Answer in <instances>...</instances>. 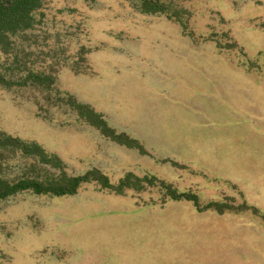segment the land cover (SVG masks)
Wrapping results in <instances>:
<instances>
[{
	"label": "rangeland",
	"instance_id": "rangeland-1",
	"mask_svg": "<svg viewBox=\"0 0 264 264\" xmlns=\"http://www.w3.org/2000/svg\"><path fill=\"white\" fill-rule=\"evenodd\" d=\"M165 1L186 27L131 0H45L41 21L0 50V71L53 82L0 85V133L61 163L0 146V177L148 175L199 205L157 183L22 190L0 199V264H264V0ZM68 97L144 151L104 136Z\"/></svg>",
	"mask_w": 264,
	"mask_h": 264
},
{
	"label": "trees",
	"instance_id": "trees-1",
	"mask_svg": "<svg viewBox=\"0 0 264 264\" xmlns=\"http://www.w3.org/2000/svg\"><path fill=\"white\" fill-rule=\"evenodd\" d=\"M136 6L145 13H166L171 18H176L183 27L187 26L186 20L182 17L185 9L174 8L172 3L165 0H131ZM45 0H0V50L8 53L12 49L14 37L23 32L33 29L41 20L38 15L42 16L41 9ZM52 76L30 72L23 80L16 81L7 77L6 72L0 71V85L10 88L15 85L37 84L44 85L52 83ZM65 99V98H64ZM66 101L90 125L94 126L100 132L112 139L113 141L124 144L128 147L138 148L144 151L143 145L136 139L131 138L124 132H118L91 106L79 102L73 97H68ZM1 147H14L21 149L25 154H38L43 161L61 163L57 157L49 158L44 149L37 143H25L20 138L12 135L0 133ZM155 176L138 177L132 173L121 178L117 183H113L108 175L98 169H93L82 175H68L61 173L57 176H48L45 179L22 178L17 181L7 180L0 177V199L6 198L19 191L31 189L39 194H53L57 196L76 194L80 187L91 181H97L102 187L115 190L122 193L128 187L143 189L147 184L157 183L166 190L172 198L193 200L199 205V197L190 191H179L165 181L156 182ZM227 202H210L205 208H213L218 211L231 207Z\"/></svg>",
	"mask_w": 264,
	"mask_h": 264
}]
</instances>
